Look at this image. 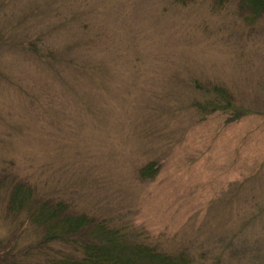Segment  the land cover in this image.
<instances>
[{"label": "rangeland", "instance_id": "1", "mask_svg": "<svg viewBox=\"0 0 264 264\" xmlns=\"http://www.w3.org/2000/svg\"><path fill=\"white\" fill-rule=\"evenodd\" d=\"M220 1L0 0V255L39 238L21 183L196 264H264V14Z\"/></svg>", "mask_w": 264, "mask_h": 264}, {"label": "trees", "instance_id": "2", "mask_svg": "<svg viewBox=\"0 0 264 264\" xmlns=\"http://www.w3.org/2000/svg\"><path fill=\"white\" fill-rule=\"evenodd\" d=\"M173 1L182 6L195 2ZM216 5L225 9L223 0ZM238 10L257 17L264 14V0H239ZM213 90L219 92L222 99L229 96H225L223 88L213 87ZM211 105L215 109L225 107L216 101ZM154 173L155 164L151 163L143 168L140 176L151 178ZM34 193L29 185L13 184L10 210L18 215L26 208L39 229V238L19 256L3 251L0 264H196L185 250L166 251L159 242L138 240L127 227L112 225L106 218L74 213L67 202L48 198L35 201Z\"/></svg>", "mask_w": 264, "mask_h": 264}]
</instances>
